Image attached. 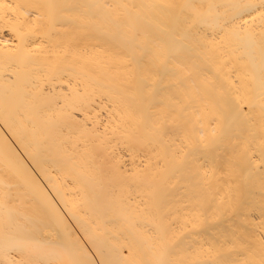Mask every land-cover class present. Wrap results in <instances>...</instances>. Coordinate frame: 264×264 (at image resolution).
Here are the masks:
<instances>
[{
    "label": "bare ground",
    "instance_id": "obj_1",
    "mask_svg": "<svg viewBox=\"0 0 264 264\" xmlns=\"http://www.w3.org/2000/svg\"><path fill=\"white\" fill-rule=\"evenodd\" d=\"M0 264H264V0H0Z\"/></svg>",
    "mask_w": 264,
    "mask_h": 264
}]
</instances>
